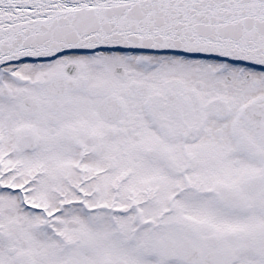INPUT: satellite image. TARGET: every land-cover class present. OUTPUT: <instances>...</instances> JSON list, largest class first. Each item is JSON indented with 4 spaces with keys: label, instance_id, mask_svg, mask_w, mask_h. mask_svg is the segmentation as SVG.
Returning a JSON list of instances; mask_svg holds the SVG:
<instances>
[{
    "label": "snow or ice",
    "instance_id": "obj_1",
    "mask_svg": "<svg viewBox=\"0 0 264 264\" xmlns=\"http://www.w3.org/2000/svg\"><path fill=\"white\" fill-rule=\"evenodd\" d=\"M0 264H264V0H0Z\"/></svg>",
    "mask_w": 264,
    "mask_h": 264
}]
</instances>
